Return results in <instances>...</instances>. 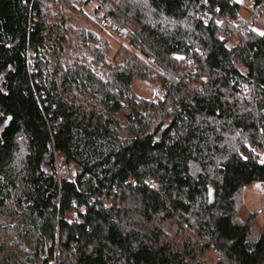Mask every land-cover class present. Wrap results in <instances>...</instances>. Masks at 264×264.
I'll return each instance as SVG.
<instances>
[{"label": "trees", "instance_id": "16d2710c", "mask_svg": "<svg viewBox=\"0 0 264 264\" xmlns=\"http://www.w3.org/2000/svg\"><path fill=\"white\" fill-rule=\"evenodd\" d=\"M263 5L0 0V264H264Z\"/></svg>", "mask_w": 264, "mask_h": 264}, {"label": "rangeland", "instance_id": "374dc122", "mask_svg": "<svg viewBox=\"0 0 264 264\" xmlns=\"http://www.w3.org/2000/svg\"><path fill=\"white\" fill-rule=\"evenodd\" d=\"M240 6V20L247 22L251 19V13L249 11L250 6H252V0H235ZM261 21L264 22V5L260 10ZM91 16V15H90ZM103 26L104 22H100ZM105 26V25H104ZM122 39L121 41H123ZM118 44L112 42V46L116 51L119 48ZM127 43V42H124ZM133 92L139 98L145 100H155L158 96V90L148 83H143L141 81H136L132 86ZM257 213L256 224L260 228H264V192L261 185L256 184L250 188H247L244 192V207L240 213L242 219H248L250 215ZM210 262H214L215 258L212 256L209 258Z\"/></svg>", "mask_w": 264, "mask_h": 264}, {"label": "built area", "instance_id": "2783aa9c", "mask_svg": "<svg viewBox=\"0 0 264 264\" xmlns=\"http://www.w3.org/2000/svg\"><path fill=\"white\" fill-rule=\"evenodd\" d=\"M87 0H76V2L79 5H84L85 2ZM255 0H252V3ZM254 20V19H253ZM252 20V21H253ZM252 25L249 24L246 27L242 28V29H238L237 33L239 35L243 34L246 30H248ZM110 33L113 35H118L119 32L115 27H110ZM257 30H259V28H257ZM190 66L192 65L190 62L188 63ZM161 94L163 95V93L161 92ZM55 172H56V176H57V180L59 183L62 182H66V183H72L75 181L76 178V172H75V168L73 165H67L64 161V159L62 158V156L60 154H55Z\"/></svg>", "mask_w": 264, "mask_h": 264}, {"label": "bare ground", "instance_id": "6f19581e", "mask_svg": "<svg viewBox=\"0 0 264 264\" xmlns=\"http://www.w3.org/2000/svg\"><path fill=\"white\" fill-rule=\"evenodd\" d=\"M258 28H259V30H261V27L260 26H258Z\"/></svg>", "mask_w": 264, "mask_h": 264}, {"label": "snow or ice", "instance_id": "6c2138e0", "mask_svg": "<svg viewBox=\"0 0 264 264\" xmlns=\"http://www.w3.org/2000/svg\"><path fill=\"white\" fill-rule=\"evenodd\" d=\"M262 35H264V33H262Z\"/></svg>", "mask_w": 264, "mask_h": 264}]
</instances>
